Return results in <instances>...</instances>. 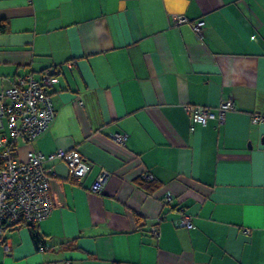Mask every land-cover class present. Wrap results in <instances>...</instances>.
Listing matches in <instances>:
<instances>
[{
    "label": "crops",
    "instance_id": "obj_1",
    "mask_svg": "<svg viewBox=\"0 0 264 264\" xmlns=\"http://www.w3.org/2000/svg\"><path fill=\"white\" fill-rule=\"evenodd\" d=\"M51 67L55 119L20 154L76 148L91 169L45 163L54 209L38 241L6 231L0 264H264V0H0V90ZM229 98L224 123L191 129L188 106Z\"/></svg>",
    "mask_w": 264,
    "mask_h": 264
},
{
    "label": "built area",
    "instance_id": "obj_2",
    "mask_svg": "<svg viewBox=\"0 0 264 264\" xmlns=\"http://www.w3.org/2000/svg\"><path fill=\"white\" fill-rule=\"evenodd\" d=\"M174 23H189L197 35L203 37V28L206 25L203 19L192 20L186 14H179ZM60 74V69L46 68L40 72L39 77L28 73L18 77L11 87L0 90V241L5 239L9 228L37 224L52 213L54 203L50 177L55 170L54 167L45 165L47 161H64L70 175L78 181L91 169V161L76 148L60 147L50 154H44L32 147L25 158L20 154V145L33 144L54 121L56 106L52 90L59 82ZM234 108V98L224 100L217 111L207 106L190 105L187 110L191 116V129L195 130L196 125L206 126L211 120L224 123L227 113ZM252 122H264V115L254 114ZM127 137L126 133L112 135L121 144L126 142ZM109 176V172L104 170L92 189L102 191ZM143 177L146 180L156 179L150 172H145ZM173 198L171 192L163 194L167 203L172 202ZM178 224L192 229L193 217L184 212ZM152 232L158 233V228L154 226ZM45 248L39 247L40 250ZM7 250H11L9 245Z\"/></svg>",
    "mask_w": 264,
    "mask_h": 264
},
{
    "label": "trees",
    "instance_id": "obj_3",
    "mask_svg": "<svg viewBox=\"0 0 264 264\" xmlns=\"http://www.w3.org/2000/svg\"><path fill=\"white\" fill-rule=\"evenodd\" d=\"M3 29H5V26H3ZM142 177H143V176H142ZM143 179L146 180L144 177H143ZM146 181H148V180H146ZM28 225H30V226L33 227V236H34V239H35L36 241H38L40 235H39V232L36 231V229H34V225H35V224H28Z\"/></svg>",
    "mask_w": 264,
    "mask_h": 264
}]
</instances>
